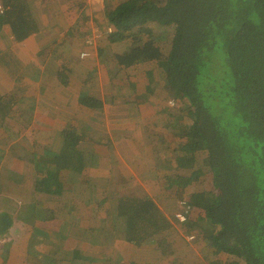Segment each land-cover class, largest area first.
I'll return each instance as SVG.
<instances>
[{
	"label": "trees",
	"instance_id": "trees-1",
	"mask_svg": "<svg viewBox=\"0 0 264 264\" xmlns=\"http://www.w3.org/2000/svg\"><path fill=\"white\" fill-rule=\"evenodd\" d=\"M3 1L8 9L0 14V34L9 27L20 41L35 32L29 0ZM107 18L114 27L108 36L114 47L110 75L123 74L128 80L122 83L136 88L142 74L149 95L158 82L160 101L185 99L164 140L174 171L163 179L162 205L175 213L186 200L187 220L177 227L148 195L121 198L127 241L151 244L182 227L212 248L209 264H264V0H124L108 7ZM151 23L174 27L167 51L147 35ZM14 98L0 97V119ZM77 137L65 134L66 151L58 159L66 164ZM199 181L203 188L195 190ZM187 187L193 191L179 198ZM36 190L61 193L59 174L46 172ZM166 242L158 240V246L165 250ZM82 258L88 264L89 255L79 252L76 260Z\"/></svg>",
	"mask_w": 264,
	"mask_h": 264
},
{
	"label": "crops",
	"instance_id": "crops-1",
	"mask_svg": "<svg viewBox=\"0 0 264 264\" xmlns=\"http://www.w3.org/2000/svg\"><path fill=\"white\" fill-rule=\"evenodd\" d=\"M85 4L81 3L91 14L92 0ZM45 17L42 27L37 26L27 38L17 41L10 35L8 48L0 46V68L8 64L4 69L13 76L11 92L20 100L18 111L26 119L18 138L10 135V140L2 137L0 142L6 145L0 151L4 161L0 174L8 177L0 199L25 205L27 215L16 219L0 208V215L12 218L10 227L0 232V264H86L83 258L76 260L79 252L89 255L88 264H187L189 259L182 257L183 251L173 254L171 244L165 250L158 246V240L170 243L168 233L161 235L166 238L158 236L157 241L142 246L127 241L126 218L118 211L121 198L135 195H148L166 209L161 205L167 189L165 176L174 166L164 157L168 149H162L166 144L161 134L153 131L163 108L141 82L136 88L125 82L118 86L116 80H128L123 74L110 75L105 81L106 93L100 91L102 84L96 78L102 80L104 69L97 61H90L93 56L81 59L78 52L74 65L61 69L60 44L53 42L68 32L66 9L56 14L49 33ZM53 30L57 36L50 33ZM3 32L0 39H5ZM91 80L98 86L95 90L88 84ZM92 99L101 106H94ZM16 110L13 104L9 112ZM18 119L10 121L21 127ZM68 131L78 136V142L70 148V162L66 164L58 156L66 151ZM48 171L59 174L62 190L57 195L36 190L38 179ZM14 172L21 176L13 178ZM33 196L38 199L30 201ZM169 213L166 215L171 219ZM30 216L31 224L26 222ZM50 219L58 222L44 225ZM22 222L25 230L16 226L23 227Z\"/></svg>",
	"mask_w": 264,
	"mask_h": 264
},
{
	"label": "rangeland",
	"instance_id": "rangeland-1",
	"mask_svg": "<svg viewBox=\"0 0 264 264\" xmlns=\"http://www.w3.org/2000/svg\"><path fill=\"white\" fill-rule=\"evenodd\" d=\"M29 1H30L29 9L30 11L32 10V13L34 15V18H36L35 20L37 21L38 26L40 25V27H42L43 19L45 17L44 14H46L47 18L45 17V19H48V22H49L46 25L47 26L46 30L48 33L50 29L49 27L56 20V14L62 9H66V13L68 16L67 19H68V22L70 23L69 28H67L68 32L64 33V31H61L62 34L64 33L63 38L61 39L56 38L53 42V44H58V43L60 44V47H59L60 50L59 49L57 50H59L58 56L60 57L58 59L60 61L59 64L61 66V69L62 68L66 69L74 65L73 58L75 57L76 53L78 52L81 53L82 51L89 52L88 56L84 58L81 57V59H86V58L93 56L94 60H90V61L91 62L97 61L100 64V67L104 69L100 73V77L102 80H99L98 78H96V82L99 84L100 83L102 84L100 91H103L104 93H106L107 84L105 81H108V78L110 76V68L114 66L113 61L111 60L114 55V47L108 42V36L114 31V27L108 23L106 15H107L108 7H114L124 0H92V3L94 4V6L92 7V11H90L91 14L86 12L84 10L86 7L84 8V6L81 5V3H84V4L86 3L85 5H87L90 0H85V1L84 0H29ZM95 15H97V17H95ZM110 26L113 28L111 32L108 31ZM7 28L8 30L6 31V33L3 32L4 30L2 31L5 36V39L4 38L0 39V46L3 49H6L7 47L6 41H8L9 43L11 41L10 35H12V32L9 27ZM96 29H98V32H96ZM99 31H100V34H99ZM146 32H147V35H150V37L158 40L163 45V48L166 51L169 49V46H170V43L173 37V33H174V27L163 28V27L158 26L156 23H151L147 27ZM50 33L52 35L57 36V33L55 30H53ZM97 35H101V36L97 37ZM84 42L91 46L90 51L83 49L86 46L84 45ZM82 44H83V47H82ZM81 47L83 50H81ZM7 65L8 64L5 63L4 68H7ZM4 68L3 67L0 68V97L1 96L15 97L14 96L15 94L11 92L12 91L11 89H13V85H14V81L12 78L13 76L10 75ZM10 71H12V69H10ZM137 77L138 78L141 77L139 80L137 78V80L138 82H141V85L144 86L145 84H144V81L142 80L143 75L138 74ZM115 82L119 84L122 83V81L120 80H116ZM88 84H90V87L94 90L98 87L97 84L94 83L92 80L88 81ZM109 86L111 87V84H109ZM160 87L161 85L159 86L158 82L153 83L152 88L155 93L150 96H152L154 98V102L159 103L160 106L164 110L162 114H159L160 121L157 123L156 126H154L155 128H153V131H157V133L161 134V138L163 140L162 142H164L165 139L169 138V134H171L170 129L172 127L175 128L173 123L179 120L178 119L179 115H182L181 109L184 105L185 99H182L180 97H175V96H168L167 99H165L163 102L162 101L160 102V99L158 97V92H159ZM14 99H15L14 104H16L17 110L13 111L12 113L8 112L5 120L0 119V142H1L2 137H6L8 140H10L11 136L13 138L17 136L18 138L24 131V124H26V119L23 118V114L18 111V107L21 105L20 100H18V98L16 97ZM15 116L16 118H18V116L20 117L21 120L19 119L18 120L22 124L21 127H16L15 124H12L14 122L10 121V119L15 120L16 119ZM184 118L187 119V116L183 114V119ZM33 135L35 134L31 133V136ZM4 146L6 145L0 144V151L2 150ZM162 149L166 150L165 147H163ZM10 150H11L10 148L7 149L8 152ZM10 152L12 153V150ZM164 153H165L164 157H166V154L171 155V152L169 153L164 152ZM205 157H206V154L205 152H203V155L201 156L200 161L203 162ZM3 162H4L3 159H1L0 165H2ZM14 171H17V168H14ZM0 176H1L0 191L5 192L6 191L5 182L8 180V177L5 176L4 174H0ZM20 176H21L20 173L14 172L12 177L19 178ZM207 176H204V177H207ZM27 178L28 180L33 182V180H31L29 177ZM207 179L209 180L210 178L207 177ZM194 188L195 190L196 188L202 189L203 185L201 181H199V183H197L196 186L194 185ZM192 191H193V187L192 188L187 187L184 190V193H181L179 198L188 197L189 193ZM33 198L34 200L38 199L33 196L29 200L32 201ZM2 201H7V200L2 199ZM22 201H23V198H22ZM170 203H171V200H170ZM0 208H3L6 211L11 212L16 217V219H19L21 215L23 217L27 216L26 206L23 204H18L17 202H1V199H0ZM180 209L181 207L179 208V210ZM164 212L167 214L169 213L165 208H164ZM173 215H174V212L169 213V216H171V219L173 220L174 225L176 224L177 226V221L173 219L172 217ZM17 222L21 223L20 221H17ZM26 222L31 224L33 222V217L32 216L28 217L26 219ZM57 222L58 221H56L55 219H50L44 222V225L54 226L55 223ZM22 225L24 226L23 227L19 226V224L16 226L19 228H22V230L23 229L25 230L26 228L25 223L22 222ZM202 225L208 226L207 222L205 223V221H203ZM168 236L170 238L171 249L174 250V252H177V250L183 251L184 254L182 255V257L184 258L188 256L189 260L187 264H192L193 261L196 262V264H209L208 256L209 255L211 256L212 248H208L207 246V248L209 249L208 251V249H206V247L202 244L205 241L199 240V239L197 241L187 240L186 231L182 227L178 228V232L173 231ZM198 241L201 243L200 245H198L199 244ZM191 256H196L198 258H190Z\"/></svg>",
	"mask_w": 264,
	"mask_h": 264
},
{
	"label": "built area",
	"instance_id": "built-area-1",
	"mask_svg": "<svg viewBox=\"0 0 264 264\" xmlns=\"http://www.w3.org/2000/svg\"><path fill=\"white\" fill-rule=\"evenodd\" d=\"M7 9H8V6L5 4V2H4L3 0H0V14H1V13H4ZM112 29H113V28L110 26L109 29H108V31L111 32ZM96 32H98V29H96ZM99 34H100V31H99ZM99 36H101V35H97V37H99ZM88 55H89V52H87V51H82V52H81V57H82V58H84V57H86V56H88ZM180 204H181V210L178 211V212L176 213V217H177L181 222H184V221L187 220V218H186V214H185V211L188 210V209L184 208V205L186 204V200H183L182 203H180ZM188 238H189L190 240L193 239V238H194V234H193V233H190V234L188 235Z\"/></svg>",
	"mask_w": 264,
	"mask_h": 264
},
{
	"label": "water",
	"instance_id": "water-1",
	"mask_svg": "<svg viewBox=\"0 0 264 264\" xmlns=\"http://www.w3.org/2000/svg\"><path fill=\"white\" fill-rule=\"evenodd\" d=\"M12 223V218L8 215H0V232L7 230Z\"/></svg>",
	"mask_w": 264,
	"mask_h": 264
},
{
	"label": "clouds",
	"instance_id": "clouds-1",
	"mask_svg": "<svg viewBox=\"0 0 264 264\" xmlns=\"http://www.w3.org/2000/svg\"><path fill=\"white\" fill-rule=\"evenodd\" d=\"M179 208H180V207H179ZM179 208L177 209V211L174 213V215H173L172 217H173V219H175L176 221L181 222V221L176 217V213L178 212ZM180 210H181V209H180ZM180 210H179V211H180ZM172 221H173V220H172ZM177 227H179V226H177ZM190 233H193V234H194V238L191 239V240L197 241V240L199 239V238L197 237V235H196L195 232L189 230V231H186L187 240L191 241V240L188 238V235H189ZM181 234H182V233H181ZM198 242H199V241H198ZM199 243H200V242H199ZM208 248H209V247H208Z\"/></svg>",
	"mask_w": 264,
	"mask_h": 264
}]
</instances>
